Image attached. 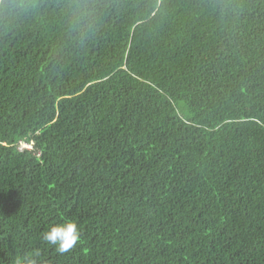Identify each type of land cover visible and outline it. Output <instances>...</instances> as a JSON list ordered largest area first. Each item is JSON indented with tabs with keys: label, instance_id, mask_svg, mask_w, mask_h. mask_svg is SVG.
<instances>
[{
	"label": "trees",
	"instance_id": "obj_1",
	"mask_svg": "<svg viewBox=\"0 0 264 264\" xmlns=\"http://www.w3.org/2000/svg\"><path fill=\"white\" fill-rule=\"evenodd\" d=\"M23 257L264 264V0H0V264Z\"/></svg>",
	"mask_w": 264,
	"mask_h": 264
},
{
	"label": "clouds",
	"instance_id": "obj_2",
	"mask_svg": "<svg viewBox=\"0 0 264 264\" xmlns=\"http://www.w3.org/2000/svg\"><path fill=\"white\" fill-rule=\"evenodd\" d=\"M23 148H28L23 145ZM81 239L80 228L75 221H64L51 224L43 233L42 240L49 246H55V250L64 254L77 246ZM16 264H35L28 257L19 258Z\"/></svg>",
	"mask_w": 264,
	"mask_h": 264
}]
</instances>
